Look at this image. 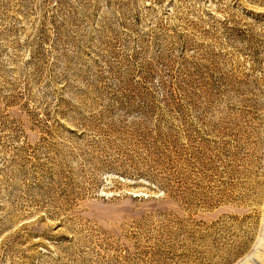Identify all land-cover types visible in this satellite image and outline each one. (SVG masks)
I'll return each mask as SVG.
<instances>
[{"label":"rangeland","instance_id":"374dc122","mask_svg":"<svg viewBox=\"0 0 264 264\" xmlns=\"http://www.w3.org/2000/svg\"><path fill=\"white\" fill-rule=\"evenodd\" d=\"M0 264H264V0H0Z\"/></svg>","mask_w":264,"mask_h":264}]
</instances>
